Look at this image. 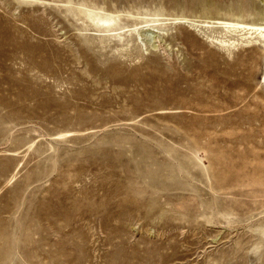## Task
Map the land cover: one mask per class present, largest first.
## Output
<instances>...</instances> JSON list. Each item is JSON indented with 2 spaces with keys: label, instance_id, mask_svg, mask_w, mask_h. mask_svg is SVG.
Instances as JSON below:
<instances>
[{
  "label": "rangeland",
  "instance_id": "obj_1",
  "mask_svg": "<svg viewBox=\"0 0 264 264\" xmlns=\"http://www.w3.org/2000/svg\"><path fill=\"white\" fill-rule=\"evenodd\" d=\"M77 2L0 0V264H264V0Z\"/></svg>",
  "mask_w": 264,
  "mask_h": 264
},
{
  "label": "bare ground",
  "instance_id": "obj_2",
  "mask_svg": "<svg viewBox=\"0 0 264 264\" xmlns=\"http://www.w3.org/2000/svg\"><path fill=\"white\" fill-rule=\"evenodd\" d=\"M72 0H64V6H68L67 4L70 3ZM58 2V1H57ZM102 2L98 3L96 0H79L72 9V17L73 19L76 18V21H82L84 23H91L92 26L99 27L103 25L105 28H110L113 25V17L108 15L107 11L109 9H104L101 7ZM56 3V1H55ZM56 5V9H59ZM64 8V10H65ZM102 12V13H101ZM216 25L221 26L222 28L226 29L227 31H246L247 35L251 36L254 34L259 39H262L264 42V26H257V25H242L240 23H235L233 21H220L217 20L215 23ZM136 31V30H135ZM142 37L148 38V43L151 39L155 38L156 36L151 37L150 35L153 34L150 30H141L139 33ZM154 40V39H153ZM223 43V42H222ZM264 81V76H263Z\"/></svg>",
  "mask_w": 264,
  "mask_h": 264
}]
</instances>
